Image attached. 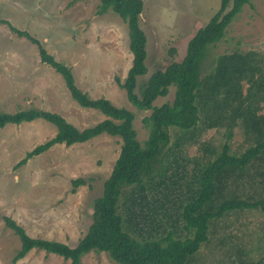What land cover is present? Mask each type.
<instances>
[{
    "label": "rangeland",
    "instance_id": "1",
    "mask_svg": "<svg viewBox=\"0 0 264 264\" xmlns=\"http://www.w3.org/2000/svg\"><path fill=\"white\" fill-rule=\"evenodd\" d=\"M142 1L140 26L146 37L147 73L137 79L139 96L153 72L183 59L188 41L220 7V0ZM98 4L99 0H0V20L38 39L48 53L72 69L76 86L90 97H104L117 107L131 110L137 139L142 143L149 134L142 119L151 110H137L117 83L118 79L124 80L132 61L128 28L111 12L98 14ZM235 50L254 52L264 59V0H249L243 6L227 26L224 38L211 47L210 56ZM240 86L246 95L249 83L241 81ZM173 92L172 86L154 105L171 102ZM250 103L258 106V114L264 112V101L253 97ZM32 107L56 112L79 129L104 119L100 112L83 108L72 99L62 77L40 62L35 44L0 23V110L13 113ZM200 119L199 126L192 130L193 138H188L191 131L169 128L172 150L164 163L165 167L171 165L165 173L172 183L170 189L176 185L184 188L193 182L207 161L221 151L224 140L230 153H239L246 146L239 127H234L226 139L222 133L227 126L202 128L209 120L204 115ZM55 133V126L42 119L6 124L0 129V264H70L61 256L35 249L15 259L20 241L6 226L4 217L13 219L31 237L56 240L71 247L91 222L93 200L101 195L103 182L111 174L121 141L103 133L84 143L53 145L26 163L17 164L27 151ZM177 138H181L179 144L173 145ZM76 178L85 184L72 193L71 180ZM247 185H242L240 191L249 188ZM261 218L263 227L256 223L244 226L245 220H227L224 234H211L209 244H202L197 256L211 264H234L232 255L224 258L223 254H239L219 242V237L230 235L232 243L247 252L241 261L264 264V216ZM80 264L117 263L108 253L90 251Z\"/></svg>",
    "mask_w": 264,
    "mask_h": 264
},
{
    "label": "trees",
    "instance_id": "2",
    "mask_svg": "<svg viewBox=\"0 0 264 264\" xmlns=\"http://www.w3.org/2000/svg\"><path fill=\"white\" fill-rule=\"evenodd\" d=\"M248 1L220 0L219 9L188 41L183 59L153 72L139 96L137 79L147 73L146 37L140 26L143 1L99 0L98 14L111 12L128 28L132 61L124 80L118 79L117 83L137 110H151L142 119L149 129L142 143L137 139L135 115L131 110L117 107L104 97H90L76 86L72 69L48 53L38 39L0 20L13 34L36 45L40 62L62 77L79 106L104 115L98 123L79 129L56 112L33 107L13 113L0 110V129L6 124L37 119L56 128L52 138L27 151L17 164L26 163L53 145L84 143L103 133L117 136L121 141L111 174L103 182L101 195L93 200L91 222L74 247L31 237L13 219L3 218L20 241L15 259L35 249L61 256L70 260V264H80L90 251L108 253L117 264H211L196 252L202 244H209L211 234H224L227 220L229 223L245 220L244 226L263 225L264 112L258 114V106H252L250 99L264 101V59L254 52L236 50L210 56L211 47L224 38L227 26ZM241 81L249 83L246 95L241 92ZM172 86V101L154 105ZM201 115L209 120L202 128L227 126V131L222 133L226 139L231 137L234 127H239L246 146L239 153H230L224 140L221 151L207 161L193 182L184 188L176 185L170 189L172 183L165 173L171 165L165 167L164 163L172 150L169 128L184 133L191 131L188 138H193L192 130L199 126ZM180 140L177 138L173 145H178ZM84 184L81 178L72 179L71 192ZM244 184L249 188L240 191ZM219 238L226 249L231 246L239 254L235 257L232 251H226L224 258L231 254L234 264H245L241 256L247 252L232 243V236Z\"/></svg>",
    "mask_w": 264,
    "mask_h": 264
},
{
    "label": "crops",
    "instance_id": "3",
    "mask_svg": "<svg viewBox=\"0 0 264 264\" xmlns=\"http://www.w3.org/2000/svg\"><path fill=\"white\" fill-rule=\"evenodd\" d=\"M231 253V252H230ZM220 254V253H219ZM216 257H218V254L216 253ZM220 257H222V255L220 254ZM229 257H231V254L229 255ZM218 263V262H217Z\"/></svg>",
    "mask_w": 264,
    "mask_h": 264
}]
</instances>
